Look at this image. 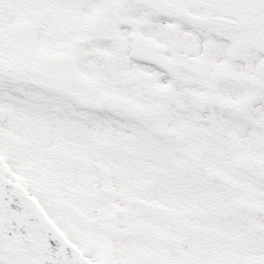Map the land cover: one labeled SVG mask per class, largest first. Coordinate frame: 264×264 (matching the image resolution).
<instances>
[{
	"label": "snow or ice",
	"instance_id": "obj_1",
	"mask_svg": "<svg viewBox=\"0 0 264 264\" xmlns=\"http://www.w3.org/2000/svg\"><path fill=\"white\" fill-rule=\"evenodd\" d=\"M0 264H264V0H0Z\"/></svg>",
	"mask_w": 264,
	"mask_h": 264
}]
</instances>
